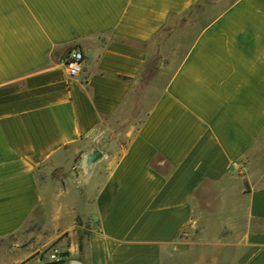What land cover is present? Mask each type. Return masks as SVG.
I'll return each mask as SVG.
<instances>
[{
    "label": "crops",
    "instance_id": "0c3cea01",
    "mask_svg": "<svg viewBox=\"0 0 264 264\" xmlns=\"http://www.w3.org/2000/svg\"><path fill=\"white\" fill-rule=\"evenodd\" d=\"M0 264H264V0H0Z\"/></svg>",
    "mask_w": 264,
    "mask_h": 264
},
{
    "label": "built area",
    "instance_id": "2783aa9c",
    "mask_svg": "<svg viewBox=\"0 0 264 264\" xmlns=\"http://www.w3.org/2000/svg\"><path fill=\"white\" fill-rule=\"evenodd\" d=\"M84 60L85 58L81 51H73L68 55L65 60V65L71 78L78 77L83 72ZM62 258V253L54 249L48 254L46 262H59Z\"/></svg>",
    "mask_w": 264,
    "mask_h": 264
},
{
    "label": "rangeland",
    "instance_id": "374dc122",
    "mask_svg": "<svg viewBox=\"0 0 264 264\" xmlns=\"http://www.w3.org/2000/svg\"><path fill=\"white\" fill-rule=\"evenodd\" d=\"M51 251H52V249H51ZM44 253H49V251L47 250V251H44Z\"/></svg>",
    "mask_w": 264,
    "mask_h": 264
}]
</instances>
